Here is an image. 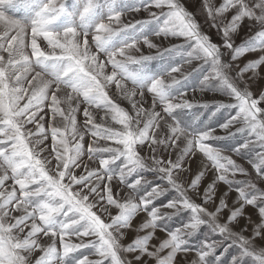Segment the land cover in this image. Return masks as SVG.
<instances>
[{
  "label": "snow or ice",
  "instance_id": "6c2138e0",
  "mask_svg": "<svg viewBox=\"0 0 264 264\" xmlns=\"http://www.w3.org/2000/svg\"><path fill=\"white\" fill-rule=\"evenodd\" d=\"M13 2L15 0H0V7ZM28 4L35 10L34 18L28 23L0 10V24L3 26L0 30V264H31L30 257L37 249L42 255L35 259L34 264H71V255L88 247L94 249L99 259L92 260L83 256L75 264H104L106 260L110 264H140L144 254L156 256L159 261L161 258L157 253L148 249L151 233L144 235L143 240L123 246L133 217L138 212H147L148 219L142 222L141 227L156 229L158 220L184 210H191L193 218L160 245L161 249L170 247L172 256L181 250L184 237L196 231L202 223H209L220 234L234 238L246 254L257 255L252 251L253 238L245 236L243 229L234 231L232 224L245 218L246 206H258L260 222L255 224L252 236L264 239V204L258 203L264 200V193L247 197V189H235L237 197L232 210H229L226 203V192L220 195L217 201L219 206L209 211L203 206L204 201L197 203L190 199L174 176V172L183 170L181 157L189 155L193 150L203 153L211 162L219 173L216 177L219 181H232L238 172L246 171L236 167V161L231 156L223 155L220 150L206 143L215 135V130L193 133L181 127L172 117L174 110L193 106L187 99L174 102L176 97L163 98L167 88L178 82L173 73L179 72L180 67L167 72L170 78L167 81L164 76L152 80L148 89L152 94L151 107L145 108L142 106L143 90L134 85L128 87L125 82H129L128 66L148 57L130 55L131 49L139 50L136 40L119 48L109 47L115 35L130 26L122 22L123 13L111 11L105 21L95 25L91 33L86 27L77 26L52 30L50 26L56 20L69 14L68 0H30ZM98 6L99 0H83L78 14L82 26L92 22ZM149 6L160 10L158 13L150 12L151 17H165L155 36L171 35L194 40V51L189 54L190 57L205 62L210 60L213 64L205 80L219 77L228 83L237 111L220 126L221 130L239 124L241 126L237 130L246 128L256 137L251 142L264 149V107H261L264 105V90L258 96L250 90L257 69L264 65V54L236 68L235 81L242 88L229 82L233 79L231 68L238 59H243L249 52L264 53V44L241 50L234 43V35L246 17L258 21L264 33V0L255 5L260 9L258 16L245 0H220L218 6H213L211 0H208V16L222 35V45L213 42L204 33L181 0H152ZM229 9L234 14L227 23H223L218 17L223 18ZM90 34L95 52L89 45ZM38 37L47 41V50L38 44ZM143 43L149 48L157 47L147 37L143 38ZM227 50L231 51L232 63L225 64L221 61V55ZM100 54H104L106 60H100ZM186 62L190 63L191 59ZM107 65L111 66L110 72H105ZM33 66L39 71H35L29 79L30 73L34 71ZM113 84L124 99L132 102L134 116L110 96L109 86ZM138 91L139 103L133 100ZM62 103L67 107L62 108ZM81 105H85L82 108L85 118L83 130L77 125V111ZM157 107H161L162 111H157ZM46 108L51 114V122L47 127L44 123L48 115ZM93 108L103 110L101 120L110 116L121 127L117 129L105 123H97V117L91 110ZM58 118L61 126L56 124ZM28 125H34L35 131L29 129ZM49 134L52 141L50 150L44 143ZM86 134L93 137L87 146L88 158L90 161L96 159L98 168L85 169L86 174L84 171L77 174L83 165V141ZM101 141H104L103 145ZM180 141L185 142L183 148H180ZM241 147H248V143ZM141 148H146L150 155L142 156ZM161 148L169 155L178 150L179 155L176 160L165 159L160 154ZM46 150L48 155L41 157V153ZM97 153L111 155L98 158ZM120 157L126 160V164L121 166L123 171L115 175L106 171ZM142 161L163 173L172 187L180 189V199L162 206L173 211L162 212L161 208H149L152 200L167 190L165 187H153L150 192L139 197L138 202L134 195L124 197L122 202L114 196L111 183L105 182V176L108 182L118 176L123 183L124 173L133 170L131 166L139 165ZM260 162H264V151L258 153L257 163L252 164L257 174L264 176ZM230 172L233 179L229 178ZM204 175V172H200L191 180L190 186L195 188ZM9 179L13 181L11 189L5 187ZM142 182L143 178L138 177L127 187L134 193L135 185ZM214 183L204 189L206 201H211L217 192ZM20 210L23 214L14 216V222H4L10 211ZM224 211H229V215L224 218L226 222H218ZM105 215L110 222L102 219ZM41 234L50 237L53 242L45 247L37 239ZM57 237L60 248L56 246ZM74 237L80 242H74ZM86 237L89 239L85 243ZM137 251L139 254L135 255ZM213 251L214 244L206 241L204 250L198 252L197 264H206V257ZM122 253L134 254L133 261L122 258ZM259 257L264 264V252H260ZM144 264H148V261L144 260Z\"/></svg>",
  "mask_w": 264,
  "mask_h": 264
},
{
  "label": "rangeland",
  "instance_id": "374dc122",
  "mask_svg": "<svg viewBox=\"0 0 264 264\" xmlns=\"http://www.w3.org/2000/svg\"><path fill=\"white\" fill-rule=\"evenodd\" d=\"M28 2L30 0H15V2L10 4H4L0 7V10L4 11L6 15H9L15 19H19L22 22H30L35 15V10L29 6ZM83 0H68V15L63 16L56 20L50 27L52 30H62L65 26H77L86 27V30L91 33L95 28V25L99 22L106 20L107 16L111 11H119L123 13L122 22L130 25L118 32L117 35L112 39L110 48H119L124 44L130 43L133 40L138 41V49H131L130 55L139 57L141 55L147 56L148 59L141 60L138 63H133L128 66L129 68V82L125 83L128 87L131 85L143 90L144 101L142 106L145 108L151 107L152 94L148 92L153 79L157 77L164 76L166 81L170 78L166 75L167 72L179 66L180 71L173 73V75L178 79V82L167 88L165 97L168 96L176 97L174 102H179L181 99H187L193 103L191 108H178L172 113V117L180 124L181 127L189 130L193 133H199L202 131L215 130V135L206 141L214 148L220 150L223 155L231 156L233 160L236 161V167L245 169V173H237L234 180L223 182L216 179L219 175L216 169L212 166L211 162L203 155V153L198 150H193L192 153L185 157H181V164L183 170L176 173L174 176L177 177V183L181 184L188 197L197 203L204 201L205 207L209 211H214L218 207L217 201L220 199V195L228 192L226 203L229 206V210H232V206L236 203L235 199L237 197V192L235 189H247L245 191V196H259L264 193V176L257 174L255 169L252 167L253 163H257V155L264 149L260 145L252 143L255 141L256 137L252 136L250 132L245 128L243 130H237L241 125H233L230 129L221 130V125L225 124L237 111L235 107L234 98H232L231 89L228 87V83L224 79L216 77L205 80L206 76L212 71L213 64L209 61H203L199 59H194L190 57V53H193L195 41L185 40V38L174 37V36H155V33L160 31V28L165 19L164 16H159L153 18L150 16V12H159L154 6H149L152 0H99V6L95 14L94 19L87 26H82L78 19L79 10L82 7ZM182 5L187 9V11L194 15L195 20L199 23L205 34H208L211 40L217 44L222 45V35L218 33V29L215 27L214 22L211 17L208 16V11L206 8V3L208 0H181ZM222 2V0H221ZM213 6H218L220 0H211ZM245 3L249 5L256 13L260 15V9L256 8L255 5L260 3V0H245ZM149 6V7H148ZM139 9V11H136ZM234 14L232 9H229L227 13L224 14L222 19L223 23H227L231 15ZM116 25H114L115 27ZM222 26V25H221ZM2 24H0V30H2ZM149 38L152 43L156 44V48H149L143 43V38ZM30 45V36H29ZM38 44L44 49L47 41L43 37L37 38ZM235 47L243 50L245 48L257 47L264 44V33H262V26L258 21L252 18H245L239 30L234 35ZM89 45L93 52L96 51L95 44L92 41L91 34L89 35ZM30 52V47L28 49ZM264 53L249 52L243 59H238L233 67L231 68V75L233 77L232 82L234 86L242 88L243 86L239 82L235 81L236 68L244 66L246 62L257 59L260 55ZM6 55V54H5ZM191 59V62H186ZM100 60H106L104 54H100ZM221 61L225 64L232 63L231 61V51L227 50L221 55ZM34 67L33 73L39 71L38 68ZM111 66L107 65L105 72H110ZM250 90L255 96H258L261 90H264V65L257 69L256 79L250 83ZM184 93L183 96L180 94ZM109 94L112 96L113 100L120 104L122 108L129 112L130 115H135L132 109V102L124 99L123 95L118 93L115 85L109 86ZM63 95V93H61ZM133 100L140 102L139 91ZM85 105H81V108L77 111V125L83 130L82 125L84 123V116L82 108ZM62 108L67 106L63 103ZM264 107V105H261ZM93 114L97 117V123H105L107 126L113 128H120L121 126L116 124L111 120L110 116L105 117L101 120L100 117L104 116L103 110H97L95 108L91 109ZM157 111H162L161 107H157ZM48 115L45 117V126L47 127L50 121V111L46 108ZM171 123V120H169ZM57 126L60 125L59 118L56 121ZM28 128L35 131L34 125H28ZM93 137L90 134H86L83 144L85 147V152L83 156L82 169L77 170V174L81 171L94 170L98 168V163L96 159L89 160L87 154V146L92 142ZM47 149H51V137L44 141ZM101 145L104 141L100 142ZM180 148L185 146L184 141H180ZM245 143H248V147H241ZM115 146V145H113ZM142 156H148L150 153L147 152L146 148L140 149ZM160 154L165 157V159L176 160L179 155L178 150L172 151L171 154L164 152L160 149ZM48 155L46 150L41 153V157ZM98 158L107 157L111 155L110 153H97ZM262 168H264V162H260ZM126 164L124 157H120L115 160L113 164L109 166L106 170L110 174H117L123 171L122 165ZM133 170L124 173V182H120L118 176H114L111 182L106 180L105 182L111 183L114 196L119 197L123 202L124 197L129 195H134L137 198L143 197L145 193L150 192L155 186L165 187L167 190L159 195L154 200H152L149 208H161L162 212H171L173 210L162 207L166 205L169 201L178 200L182 196L179 188L172 187L164 176L163 173L159 172L157 169L152 168L147 162L142 161L139 165L131 166ZM86 169V170H85ZM200 172H204L205 175L201 182L197 184L195 188L190 186L192 179H195ZM2 174V172H0ZM51 174V173H50ZM103 175V173H102ZM11 172L9 170V177ZM138 177L143 178V182L135 185L134 193L127 187V185H132ZM229 178L233 179L231 172L229 173ZM213 187L217 188V192L213 195L211 201H206L203 195L204 189L213 183ZM13 181L9 179L5 182V187L11 189ZM18 188V185L16 186ZM231 189V190H229ZM258 203L264 204V200H260ZM95 210V209H94ZM115 212V209H112ZM150 210V209H149ZM258 213V206H246L245 218H241L238 223L233 222L232 227L234 231H241L243 229V234L245 236L252 237L254 240V245L252 251L257 253V255L246 254L242 250V246L234 238H230L227 235H222L216 231L213 226L209 223H202L198 226V229L190 235L184 237V243L181 245V250H178L174 256L171 254V248L161 249L160 245L167 239L169 235L179 229L182 225L187 224L192 218L193 213L191 210L180 211L175 215L164 216L163 219L157 221V228H143L141 227L142 222H145L147 217V212H138L136 216L133 217V222L130 229L127 230V239L123 241V246L127 247L129 242L135 243L137 240H143L144 235L151 233V238L148 242V249L150 252H155L161 258L157 261L156 256L149 257L144 254L140 261V264H144V260L148 261V264H197L198 262V252L204 250L205 242H210L214 244V251L206 257V264H262L259 257L260 252H264V239L255 238L252 236L255 224L260 222V217ZM22 210L20 211H10L8 217H5L4 222L10 223L14 222L13 217L16 215H22ZM99 214V212H98ZM229 215V211H224L220 214L218 222H226L224 218ZM250 217V220L248 219ZM105 222H110L108 217L102 216ZM27 231V229H26ZM15 234V233H14ZM135 237V240L133 239ZM39 242L45 247L51 244L53 241L50 237H44L42 234L37 237ZM89 238H84L85 243ZM74 242L79 243L80 241L73 238ZM56 246L60 248L59 238H56ZM183 249H188L184 251ZM139 252L135 253L138 255ZM42 253L37 249L34 254L30 257L31 264H34L35 259L38 258ZM122 258L129 261H133L134 254L122 253ZM83 256H88L89 259L97 260L99 257L95 254L92 247L80 249L75 252L69 258L71 264H75V261L82 258ZM235 258V259H234ZM104 264H110L109 261H104Z\"/></svg>",
  "mask_w": 264,
  "mask_h": 264
}]
</instances>
